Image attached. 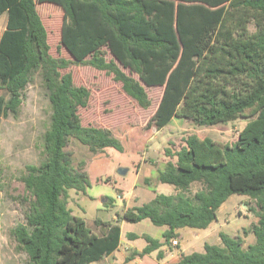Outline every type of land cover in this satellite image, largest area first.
Segmentation results:
<instances>
[{
    "label": "trees",
    "instance_id": "obj_1",
    "mask_svg": "<svg viewBox=\"0 0 264 264\" xmlns=\"http://www.w3.org/2000/svg\"><path fill=\"white\" fill-rule=\"evenodd\" d=\"M45 3L64 11L60 41L69 57L51 53L38 10ZM4 13L0 88L8 94L0 95V123L18 113L24 90L40 70L52 106L44 158L28 164L23 176L32 196L26 221L12 229L27 264H91L121 244L120 224L107 223L99 234L69 206V191L86 192L92 183L66 150L70 139L92 151L122 149L110 128L82 123L80 110L89 107L92 95L88 86L75 82L73 64L112 75L144 108L151 105L146 86H164L151 118L157 129L173 117L198 125L249 119L233 143L190 135L175 154L166 149L177 159L167 161L158 179L176 191L157 192L121 215L123 221L150 219L167 226L164 240L129 232V239L143 238L147 244L127 261L156 250L162 259L161 248L180 237L179 229L209 227L221 205L240 194L257 207L251 208L258 216L250 230L255 242L245 248L242 235L221 231V244L206 242L204 251L181 253L171 264H264V0H0ZM196 182L201 188L192 191Z\"/></svg>",
    "mask_w": 264,
    "mask_h": 264
},
{
    "label": "rangeland",
    "instance_id": "obj_2",
    "mask_svg": "<svg viewBox=\"0 0 264 264\" xmlns=\"http://www.w3.org/2000/svg\"><path fill=\"white\" fill-rule=\"evenodd\" d=\"M38 10L49 34L51 53L54 56L69 57L61 45V29L64 21V11L55 4H38ZM8 15H0V37L6 28ZM251 30L255 25H250ZM110 58V56L108 57ZM77 84H83L91 89L90 105L80 110L82 123L85 126H100L110 128L122 147H106L99 151L90 148L72 137L66 147L74 165L83 164L84 170L89 173L91 186L86 192L71 189L69 191V206L73 213L83 216L89 226L97 233L104 231L107 223H118L123 229L120 248L113 255L91 264H162L169 263L176 258L178 249L173 248L163 260L157 252L145 254L143 257L127 261L124 256L132 254L134 249L141 250L146 240L137 238L128 239L129 232H147L154 237H161L164 226L155 225L150 219L134 223L121 220L122 213L137 201L133 195L123 196L124 191H131L133 184L140 181L143 187L157 185L158 172L150 176V180L141 179L137 173L138 165L142 160L150 163L155 169L156 163L164 162L167 156L166 149L176 153L185 144L190 135L211 137L220 143H233L246 125L248 118H238L235 121L218 123L216 125H198L192 119L173 117L164 127L157 129L151 118L156 112L162 98L164 86H146L151 98V105L144 108L128 96L115 81L112 75L98 70L87 64H73L69 68ZM7 90L0 88V95H7ZM52 106L42 71L34 73L31 83L24 90L23 103L17 114L3 117L0 123V264H27L28 255L18 248L12 229L26 221L32 196L26 188L23 176L27 173L28 164L38 165L44 158L43 138L50 124ZM156 161V163H152ZM120 167L128 169L122 175ZM162 183V182H160ZM201 188L196 182L192 191ZM150 189L149 193L153 190ZM160 191L164 192L160 184ZM128 192V191H127ZM103 199V200H102ZM112 199V200H111ZM255 201L247 195L233 194L218 209L217 222L213 227L222 225L220 231L233 236L244 237L243 246L247 248L256 240L250 231L251 226L258 220ZM96 220H99L98 222ZM192 228L179 229L182 240L189 244L195 241L190 235ZM245 230H248L245 232ZM205 233V232H204ZM212 241L220 238L219 230L214 231ZM221 239V238H220ZM173 245V244H172ZM201 246V245H200Z\"/></svg>",
    "mask_w": 264,
    "mask_h": 264
},
{
    "label": "crops",
    "instance_id": "obj_3",
    "mask_svg": "<svg viewBox=\"0 0 264 264\" xmlns=\"http://www.w3.org/2000/svg\"><path fill=\"white\" fill-rule=\"evenodd\" d=\"M168 160H170V159H169V157L166 156L164 158V162L156 163V161H152V163L153 162L156 163L155 169H151L150 163H148V161L142 160L138 165L137 173L139 174V176H141V179L150 180L151 179L150 176L155 172V170H156V172H159L160 169H163ZM172 160L176 161V158H173ZM139 181H140V178L138 179V181L136 183L133 184V187H131L132 188L131 191L129 188V190L124 191L123 196L119 195V198H122V197L126 198L127 195L129 194V195H133V197H135V199H137V201L134 202L133 205H131V207H128V208H132V207L139 206V205H142L144 203L149 202L155 196V194L157 192L171 194V193H174L176 191L175 186L172 184H169V183H163V182L160 183L161 181H159L157 185H154V186L150 185V186H146V188H145L141 184H138ZM160 184L162 185L163 189L165 190L164 192H162L158 189ZM149 187L153 190L152 193H149L150 192V189H148ZM144 220H146V219H144ZM216 222H217V220L212 222L209 225V227H207L205 229L192 228L193 230L192 231L190 230V233H191L190 235L195 237V241H193V242L190 241L189 244H188V242L187 243L185 242L186 240H182L183 242L181 243L180 247L174 246L172 244H171V246H168V245L163 246L161 249L164 250V257L161 260L166 258L168 254L172 253L173 248L174 249L177 248L178 252H177L176 258L173 259V261H171L169 263L162 261V264H171V263L177 262L180 258L181 253L189 254V253H192L194 251L202 252V251H204V246H205L206 242L212 243V244H221L220 238H218L216 241H212L213 239H215L214 231L218 229L219 232H221L220 230L222 228L221 227L222 225L213 227V225ZM189 228H191V227H189ZM166 229H167V226H164L162 233H161V237H160V240H162V241L164 240L163 239V232ZM182 229H184V228H182ZM178 232H179V230H178ZM135 233H137V232H135ZM144 233H147V232H144ZM137 234H143V233H137ZM122 237H123V229H122V233H121V241H122ZM157 238H159V237H157ZM128 239H129V237H128ZM137 250H139V249H137ZM115 252H113L111 255L115 254ZM155 252H157V255H158L159 250H156ZM124 258L126 259L127 257L124 256Z\"/></svg>",
    "mask_w": 264,
    "mask_h": 264
},
{
    "label": "water",
    "instance_id": "obj_4",
    "mask_svg": "<svg viewBox=\"0 0 264 264\" xmlns=\"http://www.w3.org/2000/svg\"><path fill=\"white\" fill-rule=\"evenodd\" d=\"M127 171H128V169L125 168V167H120L119 170H118V172H119L120 174H122V175L126 174ZM102 200H103V199H102Z\"/></svg>",
    "mask_w": 264,
    "mask_h": 264
},
{
    "label": "built area",
    "instance_id": "obj_5",
    "mask_svg": "<svg viewBox=\"0 0 264 264\" xmlns=\"http://www.w3.org/2000/svg\"><path fill=\"white\" fill-rule=\"evenodd\" d=\"M178 239L177 238H174V239H172V244L173 245H178Z\"/></svg>",
    "mask_w": 264,
    "mask_h": 264
}]
</instances>
